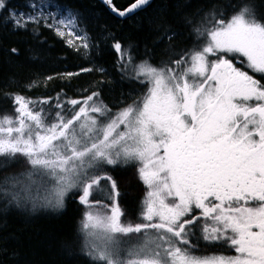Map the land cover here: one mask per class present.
Listing matches in <instances>:
<instances>
[{"label":"snow or ice","instance_id":"6c2138e0","mask_svg":"<svg viewBox=\"0 0 264 264\" xmlns=\"http://www.w3.org/2000/svg\"><path fill=\"white\" fill-rule=\"evenodd\" d=\"M102 2L125 17L151 0L123 11ZM31 7L23 13L0 0V20L14 30L31 24L34 35L43 25L85 58L96 47L79 10L65 5L57 16ZM173 15L192 46L177 53L182 33L159 14L150 21L153 49H145L153 57L164 45L159 66L135 63L131 49L109 34L121 72L146 87L116 112L88 89L79 98L0 93L12 106V114L0 115V198L63 210L75 190L85 209L80 252L93 264H264V17L251 0ZM93 70L105 71L81 68L59 78ZM21 161L28 167L13 171ZM129 165L146 188L135 223L124 219L108 171ZM200 241L235 255H196Z\"/></svg>","mask_w":264,"mask_h":264},{"label":"trees","instance_id":"16d2710c","mask_svg":"<svg viewBox=\"0 0 264 264\" xmlns=\"http://www.w3.org/2000/svg\"><path fill=\"white\" fill-rule=\"evenodd\" d=\"M21 1L23 0H16L14 5ZM57 1L77 8L83 0ZM131 1L113 0V4L123 8ZM229 2L230 0H152L149 6L136 14L139 18L133 20L132 17L120 19L114 16L98 0H87L82 9L84 26L87 27L90 39L97 44L87 58L65 46L62 40L58 43L50 32L27 35L26 31H12L9 25L0 23V93L16 92L30 98L56 97L60 93L63 98H79L82 90L88 89L98 91L103 102L117 111L142 96L146 87L132 78L130 71L127 74L121 72L118 53L111 47V36L121 41L125 48L133 49V54L137 56L136 59L132 56L135 63L150 59L154 65L159 66L164 45L156 47L153 57L145 55L146 48L150 51L153 49L156 35L150 24L152 19L164 13L170 21H175L173 26L182 33L174 41L175 51L179 53L191 47L192 40L189 39V30L179 24L181 17H174L173 14L181 12L191 15L197 9H207L213 4L224 8ZM251 3L257 16L264 17V0H251ZM230 14L229 10L228 15ZM13 47L19 50V54L32 51V57L11 54L9 50ZM81 68H103L105 71L84 72L71 80L59 78L64 73L80 72ZM40 72L45 73L39 76ZM46 75L53 79L45 82L43 79ZM33 81L35 84L28 88L27 85ZM9 112H12L11 102L0 97V115ZM109 174L117 181L121 193L120 207L127 214L124 219L140 222L137 216L146 188L137 179L135 166L112 170ZM74 192L66 197V207L55 211L41 207L36 210L16 208L0 198V264H93L80 252L85 209L79 204ZM217 253L232 254L234 251L200 241L199 250L195 254Z\"/></svg>","mask_w":264,"mask_h":264},{"label":"rangeland","instance_id":"374dc122","mask_svg":"<svg viewBox=\"0 0 264 264\" xmlns=\"http://www.w3.org/2000/svg\"><path fill=\"white\" fill-rule=\"evenodd\" d=\"M32 4H39L41 5L42 8H44L46 11H49V12H53V13H56L57 16H59L61 14V12L64 11V6L65 4H62V3H59L58 1L56 0H24L22 1L18 6H14L10 9H14L16 11H19V12H23V13H31L32 12V7L31 5ZM10 23V22H9ZM11 24V23H10ZM31 25V24H30ZM29 25V26H30ZM51 32H53L54 35L55 32L53 30H51ZM57 36V35H56ZM58 37V36H57ZM60 40H62L60 37H58ZM90 38V36H89ZM63 41V40H62ZM64 43V41H63ZM90 43H92L91 39H90ZM93 44V43H92ZM65 46H67L65 43H64ZM75 52V51H74ZM91 52V51H90ZM81 56L84 57V55L82 53H80ZM90 55V54H89ZM30 98V97H29ZM32 99H40V98H32ZM113 112H116V110H112ZM2 114H5V113H2ZM1 114V115H2ZM7 114H12V112H9ZM14 169H12L13 171H19V170H22L26 167H28L23 161H21L19 164L17 165H14L13 166ZM128 166H123V167H116V168H111L109 167L108 168V171H111L112 170H119V169H122V168H126ZM75 191V190H73ZM14 206V205H13ZM16 207V206H15ZM16 208H21V207H16ZM24 208H32L31 204L27 205L26 207ZM41 209H45V207H41ZM46 209H49V210H52V211H55V209H52V208H46ZM81 229H82V226H81ZM83 234V233H82ZM83 241H84V235H83ZM235 255V253H232V254H224V253H217V254H209V255H200V256H210V255Z\"/></svg>","mask_w":264,"mask_h":264},{"label":"bare ground","instance_id":"6f19581e","mask_svg":"<svg viewBox=\"0 0 264 264\" xmlns=\"http://www.w3.org/2000/svg\"><path fill=\"white\" fill-rule=\"evenodd\" d=\"M24 1V0H23ZM57 1V0H56ZM86 1L87 0H83V1H81L80 3H79V6H77V8H75L74 7V9H77V10H79L80 11V13L83 15V12H82V9H83V7H84V5H85V3H86ZM98 1H100V0H98ZM152 1V0H151ZM16 2V0H9V7L10 8H12V7H14V6H18L21 2H19L17 5H14V3ZM101 2V1H100ZM132 2H134V0H132L130 3H128L125 7H123V8H119V7H117V6H115L114 4V6H115V8H117V9H119V10H121V9H124V8H126L129 4H131ZM60 3V2H59ZM101 3H103V2H101ZM62 4H64V3H62ZM104 4V3H103ZM14 5V6H13ZM65 5H66V3H65ZM105 5V4H104ZM68 6H72L71 4H68ZM106 6V5H105ZM19 7H20V5H19ZM107 7V6H106ZM72 8H73V6H72ZM144 8H146V7H144ZM143 8V9H144ZM107 9L110 11V13L111 14H113L114 16H116V17H118V18H120V19H126V18H130V17H132V19L134 20L135 18H139V16L138 15H136L139 11H141V10H137L134 14H129V15H127V16H125V17H120V16H117V15H115L114 13H112L111 12V10L109 9V7H107ZM142 9V10H143ZM136 15V16H135ZM0 23L1 24H7V25H9L10 27H11V29H12V31H17V30H14L13 28H12V26H11V24L9 23V22H4V21H2V20H0ZM34 26L33 25H30L29 26V31H26L27 33V35H34L33 33H32V31H31V29L33 28ZM45 31H47V32H50V33H52V35H53V38L55 39V40H58L57 42L58 43H61L60 41V39L56 36V35H54L53 34V32H51V30L50 29H48V28H46V27H44L43 25H41V26H39V29H38V33H40V32H45ZM91 41H92V43L94 44V45H96L97 46V44H95L94 42H93V40L91 39ZM96 47H93L92 49H91V52H90V55L88 56V57H90L91 56V53H92V51L95 49ZM127 48H130L131 49V55L136 59L137 58V56H135L134 54H133V49L131 48V47H127ZM21 57H24V56H29V57H32V56H30V55H32V51H24V52H20V54H19ZM32 59H34V58H31V60ZM47 66H49V65H47ZM45 72H40V74H39V76L41 75V74H44ZM50 75H46L45 76V78L43 79L45 82L46 81H49V80H47V77H49Z\"/></svg>","mask_w":264,"mask_h":264},{"label":"water","instance_id":"95a60500","mask_svg":"<svg viewBox=\"0 0 264 264\" xmlns=\"http://www.w3.org/2000/svg\"><path fill=\"white\" fill-rule=\"evenodd\" d=\"M101 2H102V0H100ZM133 3V2H132ZM131 3V4H132ZM131 4H129L126 8H128ZM106 5V4H105ZM107 7H109L108 5H106ZM126 8H124V9H126ZM110 9V8H109ZM124 9H121V11H123ZM112 13H114L115 15H117L115 12H113V11H111ZM118 16V15H117Z\"/></svg>","mask_w":264,"mask_h":264}]
</instances>
